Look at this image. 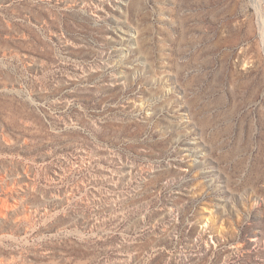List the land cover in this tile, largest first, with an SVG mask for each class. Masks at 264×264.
Returning <instances> with one entry per match:
<instances>
[{"label":"rangeland","instance_id":"374dc122","mask_svg":"<svg viewBox=\"0 0 264 264\" xmlns=\"http://www.w3.org/2000/svg\"><path fill=\"white\" fill-rule=\"evenodd\" d=\"M0 264H264V0H0Z\"/></svg>","mask_w":264,"mask_h":264}]
</instances>
